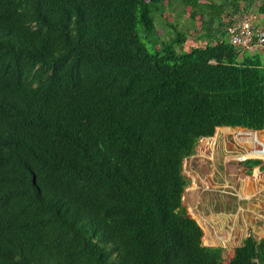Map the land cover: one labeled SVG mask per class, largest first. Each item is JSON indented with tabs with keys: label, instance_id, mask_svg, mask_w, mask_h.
<instances>
[{
	"label": "trees",
	"instance_id": "trees-1",
	"mask_svg": "<svg viewBox=\"0 0 264 264\" xmlns=\"http://www.w3.org/2000/svg\"><path fill=\"white\" fill-rule=\"evenodd\" d=\"M251 5L0 0V264H225L182 204V162L217 127L264 131V42L228 33L244 15L264 31ZM227 264H264V239Z\"/></svg>",
	"mask_w": 264,
	"mask_h": 264
},
{
	"label": "rangeland",
	"instance_id": "rangeland-1",
	"mask_svg": "<svg viewBox=\"0 0 264 264\" xmlns=\"http://www.w3.org/2000/svg\"><path fill=\"white\" fill-rule=\"evenodd\" d=\"M262 1L252 0L249 8L260 23L264 22V17L256 15V10ZM240 5L244 8L246 3L241 2ZM172 9L166 7L163 11L166 19L162 20L157 15L161 19L156 24L159 35L156 34L155 41L152 37L156 45L160 46L161 35L164 39L169 37L170 31L162 29V26L165 22H174L177 13L175 15ZM178 23L179 28H187L188 41L183 49L189 50L191 46L203 44V39H197L199 21L191 22L183 14ZM218 129L210 138L213 142H205L201 138L194 153L182 162V175L187 180L182 204L187 214L201 227L203 245L221 247L223 262H226L234 248L246 237L264 239V159L245 156L246 150L233 137V134L244 129L229 128L230 134L226 135ZM246 160H259L260 163L249 168L244 164ZM254 206H260L262 210L251 213Z\"/></svg>",
	"mask_w": 264,
	"mask_h": 264
},
{
	"label": "built area",
	"instance_id": "built-area-1",
	"mask_svg": "<svg viewBox=\"0 0 264 264\" xmlns=\"http://www.w3.org/2000/svg\"><path fill=\"white\" fill-rule=\"evenodd\" d=\"M253 20V16L244 15L236 25L228 29L229 38L232 44L251 50L260 47L264 42V31L254 28ZM254 36L256 37L255 45L251 44Z\"/></svg>",
	"mask_w": 264,
	"mask_h": 264
},
{
	"label": "bare ground",
	"instance_id": "bare-ground-1",
	"mask_svg": "<svg viewBox=\"0 0 264 264\" xmlns=\"http://www.w3.org/2000/svg\"><path fill=\"white\" fill-rule=\"evenodd\" d=\"M228 130H229V128H221V129L219 128L218 129V131H223L224 135L230 134V132ZM232 130H233V128H232ZM231 137H232V135H231ZM233 137H234L235 141L241 147H243L246 150V155H245L246 157H258V158L264 159V141H262L259 138L257 132H251V131H247V130H240L236 134H233ZM204 140H205V142H213L212 141L213 139L210 140V138L209 139H204ZM258 175H259V173L254 177L255 181L258 179ZM251 209H252L251 213H255L256 211H261L262 210V208H260V206H254ZM263 210H264V208H263Z\"/></svg>",
	"mask_w": 264,
	"mask_h": 264
},
{
	"label": "water",
	"instance_id": "water-1",
	"mask_svg": "<svg viewBox=\"0 0 264 264\" xmlns=\"http://www.w3.org/2000/svg\"><path fill=\"white\" fill-rule=\"evenodd\" d=\"M218 128H229V127H217L216 129H218ZM215 129V130H216ZM245 130V129H244ZM247 131H251V130H247ZM251 132H257V131H251ZM211 138V137H210ZM202 139H206V138H202Z\"/></svg>",
	"mask_w": 264,
	"mask_h": 264
},
{
	"label": "crops",
	"instance_id": "crops-1",
	"mask_svg": "<svg viewBox=\"0 0 264 264\" xmlns=\"http://www.w3.org/2000/svg\"><path fill=\"white\" fill-rule=\"evenodd\" d=\"M232 256H233V252H232V255H230L229 259L226 262H224V263L227 264Z\"/></svg>",
	"mask_w": 264,
	"mask_h": 264
},
{
	"label": "clouds",
	"instance_id": "clouds-1",
	"mask_svg": "<svg viewBox=\"0 0 264 264\" xmlns=\"http://www.w3.org/2000/svg\"><path fill=\"white\" fill-rule=\"evenodd\" d=\"M206 139H209V138H206Z\"/></svg>",
	"mask_w": 264,
	"mask_h": 264
}]
</instances>
